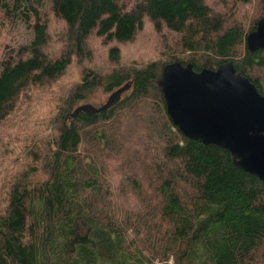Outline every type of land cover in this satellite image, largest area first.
<instances>
[{
  "label": "trees",
  "instance_id": "trees-1",
  "mask_svg": "<svg viewBox=\"0 0 264 264\" xmlns=\"http://www.w3.org/2000/svg\"><path fill=\"white\" fill-rule=\"evenodd\" d=\"M252 2L259 8L253 23L228 27L227 18L215 15L207 0H0L6 26L10 22L30 34L28 43L12 47L13 54L0 62V123L29 85L53 83L75 60L78 66L86 64L51 119L53 132L47 137L51 148L40 158L43 177L32 183L24 171L3 193L0 264H153L169 255L174 264H264V183L234 166L226 151L178 131L156 84L162 69L176 62L192 64L196 72L231 62L237 74L264 96V50L251 53L246 46V36L264 16V0H234L243 7ZM50 20L64 26L58 36L62 48L51 59L44 52L51 43ZM150 27L155 34L178 36L176 47L164 48L157 58L161 62L153 59L118 68L117 45L133 43ZM92 36L106 49L111 68L105 75L94 69ZM237 45L243 48L242 55L233 53ZM180 46V52L189 55L173 59ZM125 84L130 87L115 106L72 117L95 92H113ZM22 97L20 101H25ZM144 121L149 138L145 154L155 151L152 165L145 164L141 153L143 135L132 146L118 134L112 137L123 125L134 129ZM81 147L86 155L93 148H105L106 160L116 163V174L119 170L123 174L129 158L136 168L153 174L144 177L148 192L143 184L137 191L149 201L146 215L168 225L165 234L157 235L154 248H134L119 218L108 217L107 212L102 219L92 214V201L84 198L109 195L110 184L94 158H82ZM150 218L144 227L149 232L154 228Z\"/></svg>",
  "mask_w": 264,
  "mask_h": 264
},
{
  "label": "rangeland",
  "instance_id": "rangeland-1",
  "mask_svg": "<svg viewBox=\"0 0 264 264\" xmlns=\"http://www.w3.org/2000/svg\"><path fill=\"white\" fill-rule=\"evenodd\" d=\"M208 7L212 10L215 15L223 16L228 27L232 23L241 26L249 27L259 14V8L256 3L252 2L246 7L243 5L234 3V0H207ZM50 17V15H49ZM260 20V19H259ZM64 26L56 21L50 20L48 24V35L50 46L48 44V49L44 50L47 57L51 59L50 55L54 56L61 50L62 43L59 41L63 33ZM245 29V28H244ZM178 36L174 34H166V31H162L159 34H155L151 27L146 29L144 32L141 31L135 38L133 43L119 44L117 47L121 53L120 66L129 68L133 64L137 66L142 65L145 61L156 59L160 56V52L163 51L169 45L173 48L174 41ZM30 40V34L25 29L14 25L11 27L10 22L6 26V22L0 16V62L8 59L12 54V47L17 44L28 43ZM90 49L92 51V61L95 63L94 69L102 72L105 75L109 72L111 66L107 60L106 49L96 40L93 36L90 38L89 42ZM180 48H177L173 59H183L188 52H180ZM183 49V48H182ZM163 54V52H161ZM234 54L242 55L243 48L241 45H237L234 49ZM200 56V54H197ZM54 58V57H53ZM167 58H161L160 60H165ZM157 62H161L158 61ZM75 60L72 65L67 70L63 77L54 80L51 84H42L40 86L29 85L27 87V92L22 98H26L25 101H20V96L14 103V109L7 118L0 123V209L3 202V193L8 191L10 186L14 183L16 176L26 171V173L32 178V183H35L40 178L43 177V166H41L40 158L45 154V152L51 148V140L47 137L53 132L51 126V119L58 112L60 108V102L63 101L66 94L78 83L80 76H82V70L86 64H80ZM231 63V62H230ZM113 67V66H112ZM264 75V74H263ZM264 82V78L263 81ZM112 92V91H111ZM111 92L101 93L100 91L95 92L87 104L93 106H100L104 104L111 94ZM21 98V99H22ZM85 104V103H84ZM81 106V104H80ZM130 124V123H129ZM128 124V125H129ZM147 121L139 122L136 128H130L129 126L123 125V127L115 132V135H120L122 140L128 144H133L134 140L139 143L144 136L145 142L141 149V153L145 154V147L148 146L149 138L147 134L143 131ZM112 132V131H111ZM112 132V133H113ZM150 133V132H149ZM141 136V138H140ZM50 138V137H49ZM158 145L160 143H157ZM129 146L128 149H130ZM37 155V158L34 154ZM44 151L42 154H40ZM82 158H94L98 163V168L101 170L102 175L108 177L106 183L110 184L108 187V193L92 198H84V200L89 199L88 203L91 201L92 214L102 219L103 213L107 212L108 217H117L123 223V227L127 228V238L132 241L134 248L145 249L146 247H155L158 243V234H165L167 231V224L157 219V217H152L146 215L148 213L145 209L146 205H149L147 196H141L137 189L141 184L147 185L145 176L154 177L153 174L147 173V168L142 167L136 168L135 161L133 158H129L125 163H130L129 166L125 167L123 174H120V170L116 172L114 164H111L106 159L108 155L106 154L105 148H99L97 150L84 151V147L79 149ZM125 151V152H126ZM124 152V153H125ZM131 153V151H128ZM106 155V156H105ZM155 151L153 153L145 154L147 162L146 165H152L154 163L153 158L155 157ZM120 155H118L119 157ZM122 156L120 157V161ZM162 159V158H159ZM142 162V161H141ZM144 163V161H143ZM100 166V167H99ZM118 167V166H117ZM129 167V168H128ZM136 168V169H135ZM104 171V172H103ZM110 171V172H108ZM153 172V171H152ZM129 177V180H128ZM146 192V186L143 187ZM148 192V190H147ZM90 192H83L84 195L89 197ZM89 195V196H88ZM154 203L152 199V204ZM151 217V218H150ZM154 225L153 230L150 232L148 229L144 228L148 224L147 220ZM157 231H159L157 233ZM164 244V243H163ZM175 250L177 249V243H173ZM159 246V245H158ZM166 249L169 248V245ZM68 248V247H67ZM70 249L68 248L67 251ZM169 255L168 260H158L154 259L153 264H174Z\"/></svg>",
  "mask_w": 264,
  "mask_h": 264
},
{
  "label": "water",
  "instance_id": "water-1",
  "mask_svg": "<svg viewBox=\"0 0 264 264\" xmlns=\"http://www.w3.org/2000/svg\"><path fill=\"white\" fill-rule=\"evenodd\" d=\"M249 52L264 50V16L246 36ZM171 123L185 137L230 154L239 170L264 183V96L227 62L196 72L192 64L166 65L156 81ZM130 85L113 91L99 107L72 114H98L115 106Z\"/></svg>",
  "mask_w": 264,
  "mask_h": 264
},
{
  "label": "bare ground",
  "instance_id": "bare-ground-1",
  "mask_svg": "<svg viewBox=\"0 0 264 264\" xmlns=\"http://www.w3.org/2000/svg\"><path fill=\"white\" fill-rule=\"evenodd\" d=\"M251 83V82H250Z\"/></svg>",
  "mask_w": 264,
  "mask_h": 264
}]
</instances>
